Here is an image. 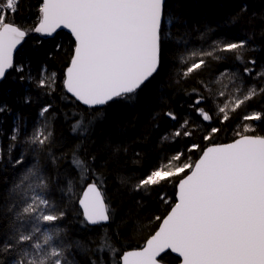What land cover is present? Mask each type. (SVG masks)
Returning a JSON list of instances; mask_svg holds the SVG:
<instances>
[{"label":"snow or ice","instance_id":"6c2138e0","mask_svg":"<svg viewBox=\"0 0 264 264\" xmlns=\"http://www.w3.org/2000/svg\"><path fill=\"white\" fill-rule=\"evenodd\" d=\"M21 3L0 0V82L18 72L19 82L35 87V93L30 87L18 101L23 106L53 96L56 74L42 65L38 76H33L30 65L25 72L24 64L14 62V53L33 32L53 37L66 29L74 46L63 88L85 109L66 114L70 132L78 139L68 155L54 137L51 102L42 104L30 123L22 112L0 103V121L6 115L13 117L7 132L10 142L6 149L0 145V264H166L171 254L178 264H264V135L254 134L251 124L264 122V109L243 115V121L250 123L237 130L231 142L218 144L215 137L222 129L213 124L214 117L204 106L208 98H195L190 107L199 120H183L174 137L191 138L202 128L205 146L193 142L181 151L172 146L175 140L162 136L161 150L170 155L133 187L136 192L159 187L161 201L170 205L166 216L155 217L160 223L140 248L122 251L114 239L118 232L102 235L95 248L74 237L67 227L71 212L65 203L72 200L76 182L84 181L86 187L78 198L81 230L115 223L101 191L106 179L103 169L85 145L104 106L133 103L153 86L159 101L166 87L174 88L199 73L210 60L226 59L218 53L235 54L245 63L242 74L220 72L234 84L239 80V86L218 106V114H223L219 123L229 120V111L257 97L264 100V87L252 84L245 90L243 79L255 76L264 81V71L255 72L256 60H244V53L253 50L249 41L256 35L252 18L257 14L249 18L252 30L246 40L209 42L219 24L214 26L208 16L189 19L186 0L173 4L169 0H41L38 23L31 28L15 21ZM247 9L244 5L241 13ZM241 19V14L230 15L223 23L235 25ZM163 114L178 120L173 111ZM122 125L119 119L114 122L119 135L106 143L109 156L128 151ZM195 152L199 155L193 160L188 154ZM119 180L124 186L130 183L127 176ZM173 182L176 193L171 203L162 186Z\"/></svg>","mask_w":264,"mask_h":264},{"label":"trees","instance_id":"16d2710c","mask_svg":"<svg viewBox=\"0 0 264 264\" xmlns=\"http://www.w3.org/2000/svg\"><path fill=\"white\" fill-rule=\"evenodd\" d=\"M40 3L41 0H22L20 10L15 15V21L27 28L35 26L38 22ZM169 3L173 4L174 0H169ZM244 5L248 6L246 14L241 13ZM185 11L189 14V19L199 20L201 16H208L214 26L219 24V27L209 38V42L212 39L232 42L246 40L252 30L249 18L252 13H256L257 16L252 18L255 23L256 35L249 41L253 50L244 53V60L254 58L256 60L255 72L264 71V34H261V29H264V19H261L264 17V0H186ZM235 14L242 15L239 23L235 25L223 23L226 17ZM11 19L12 17L9 16V20ZM73 46L74 42L71 37L63 31L51 39L30 37L24 41L21 52L16 58L17 64L25 65V72L29 71L30 65L33 76H38L42 65L47 66L48 73L56 74L57 85L53 96H41L32 105L23 106L18 101L23 98L30 87L35 93L34 86L19 82L17 77L20 73L18 72H12L10 77L0 84V103H7L13 109L22 112L28 117L29 123L36 119L37 111L42 104L52 103L54 114L50 119L54 137L58 145L64 146V151L68 155L71 154L72 146L78 143V139L70 132V119L66 114H79L85 109L66 94L63 88L64 71L70 63ZM218 55L225 56L226 59L210 60L208 67L199 73H194L183 79L174 88L166 87L164 95L159 101L155 98V87L153 86L141 93L138 100L133 103L125 105L124 102H118L101 109L102 118L90 126L88 133L90 140H86L85 145L86 149H92V154L97 156V166L103 169L106 179L101 190L115 223L110 224L109 227L101 226L81 230L78 223L82 219L78 198L82 195L86 184L84 181H77L72 191V200H65L71 212L67 227L74 237H82L91 247L95 248L100 243L102 235L118 232L119 235L114 239L122 251L143 246L145 240L153 234L160 223L155 220V217L163 218L170 210V205L161 201V188L159 187L141 192L133 191V187L140 178L158 164H162L165 157L170 155L167 151L161 150L160 139L162 136L167 135L169 141L175 140L176 142L172 146L181 151L193 142L201 144V147L205 146V142L200 139L205 134L202 128L195 130V135L191 138L174 137V131L183 120H199L195 111L190 107L198 95L208 98L204 106L210 109V115L214 117L213 124L222 129L215 137V143H225L235 139L236 131L242 130L246 123H250L243 121V115L264 109V100L257 97L235 112L229 111L227 113L229 120L223 124L219 123L223 114H218V106L226 102L233 95L234 88L239 86V80L234 84L230 76L221 77L220 72L227 69L242 74L245 63L235 59V54L218 53ZM247 66L253 67L250 64ZM165 71L167 73L169 69L166 68ZM243 79L246 85L245 90L252 84L264 87V81L255 76L243 77ZM221 92L226 95H219ZM166 111H173L178 120L173 121L165 116L163 113ZM153 116H156L155 120H153ZM117 119L123 122L122 127L128 151L121 153L119 157H112L107 154L105 147L109 139L118 138L119 130L114 126ZM12 120L13 117L6 115L4 120L0 121V145L5 149L10 142L7 139V132L11 130ZM251 124L255 127L254 134L264 135V122H251ZM136 153H140V155L137 156ZM15 155L14 152L13 156ZM188 155L195 160L199 153H189ZM121 176L130 177L129 185L120 184L119 177ZM162 191L167 194L171 203L175 202V182L163 185ZM56 195L59 197L60 193L57 192ZM121 220L124 223H120ZM78 259L83 260V257H78ZM166 263L177 264L178 260L169 255L166 258Z\"/></svg>","mask_w":264,"mask_h":264},{"label":"bare ground","instance_id":"6f19581e","mask_svg":"<svg viewBox=\"0 0 264 264\" xmlns=\"http://www.w3.org/2000/svg\"><path fill=\"white\" fill-rule=\"evenodd\" d=\"M38 23V22H37ZM36 23V24H37ZM59 32H61V31H59ZM59 32H57V33H59ZM34 33V32H33ZM33 33H31L28 37H26V39L25 40H27L28 38H30V37H39V38H43V39H51V38H53V37H43V36H40L39 34H33ZM64 33H66V32H64ZM67 35H69L68 33H66ZM70 36V35H69ZM71 37V36H70ZM71 39H72V41H73V38L71 37ZM74 42V41H73ZM24 43V42H23ZM23 45V44H22ZM22 45L20 46V48L18 49V51H17V53H14V62L16 63V58H17V56L20 54V52H21V47H22ZM68 66V65H67ZM67 68V67H66ZM66 68H65V71H64V74H65V72H66ZM2 83V82H1ZM0 83V84H1ZM71 97V96H70ZM74 99V98H73ZM84 107V106H83ZM229 142H231V141H229ZM225 143H228V142H225ZM219 144V143H218ZM175 190H176V186H175ZM102 191V190H101ZM102 194H103V191H102ZM103 196H104V194H103ZM104 199H105V197H104ZM170 211V210H169ZM168 211V212H169ZM82 212V211H81ZM167 215V214H166ZM165 215V216H166ZM171 256H173V255H171ZM173 257H175V256H173ZM176 258V257H175ZM167 264V263H166ZM178 264V263H177Z\"/></svg>","mask_w":264,"mask_h":264},{"label":"water","instance_id":"95a60500","mask_svg":"<svg viewBox=\"0 0 264 264\" xmlns=\"http://www.w3.org/2000/svg\"><path fill=\"white\" fill-rule=\"evenodd\" d=\"M59 31H63V32H66V33H68L70 36H71V34L66 30V29H61V30H58V32ZM33 34H36V33H33ZM1 83V82H0ZM69 96H70V94H68ZM83 106V105H82ZM85 107V106H84ZM81 210V209H80ZM82 211V210H81ZM131 250H133V249H131ZM171 255H173V256H175L176 257V255L175 254H171Z\"/></svg>","mask_w":264,"mask_h":264}]
</instances>
